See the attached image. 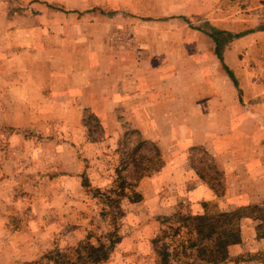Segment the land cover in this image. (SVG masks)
I'll return each instance as SVG.
<instances>
[{
	"label": "rangeland",
	"instance_id": "rangeland-1",
	"mask_svg": "<svg viewBox=\"0 0 264 264\" xmlns=\"http://www.w3.org/2000/svg\"><path fill=\"white\" fill-rule=\"evenodd\" d=\"M2 1L6 2L0 6V30L9 26L13 31L15 50H22L17 44L24 39L25 52L29 51L21 56L16 52L13 63L0 70V169L2 167L1 173L13 183L17 194L10 225L15 231L28 230L25 234L28 238L24 240L29 242L23 244L20 240L21 244L10 253L25 259L14 264H96L97 258L101 259L97 264H204L200 259L194 260L196 248L181 250L175 246L188 236L197 239L196 233L186 235L189 228L188 223L183 222L184 216L213 217L223 212H234L231 228L236 236L235 242L220 254L214 252V257L222 255L223 260L217 264L264 262V197L255 200L225 197L228 193L226 180L215 179L213 157L205 156L196 148L184 151L167 146L162 150L163 162L170 159L175 162L162 165L158 152L149 145H141L136 135L129 133L134 127L129 119H135L128 117L131 101L109 102L114 105L121 133L113 138L114 143H119L117 147L101 148L98 143L103 144L109 136L95 112L88 107L90 103L79 100L87 88L83 92L82 87L66 94L58 92L61 87L55 86V81L62 84L75 77L76 82L84 79L79 76L91 75L82 71L89 65L85 55L66 51L60 55L54 52L55 37L47 38L54 30L86 29V22L80 20L84 14L78 12L74 0ZM203 1L198 5L143 6V17L152 18V12L159 16L165 13L178 16L185 12L189 21L198 17L201 22L195 24L213 32L227 26L228 22H222L220 18L232 15L239 20L238 31L242 30V24L253 30L264 29V0ZM91 9L90 14L105 13L101 7ZM122 9L128 14L130 7ZM118 11L110 10L109 14ZM71 15L79 16L80 27L74 25ZM4 16L9 22L3 20ZM111 24L126 25V28L134 26L129 20L111 19L105 25L100 23V27H107L108 31L119 29L112 28ZM42 31L47 33L45 40L41 39ZM111 35L113 38L108 37V42L114 46L122 40L120 31H113ZM147 41L144 38V42ZM71 45L64 44L63 47ZM44 48L46 51H42ZM93 104L97 112L103 109L104 103ZM167 133L170 137V132ZM263 138L262 134L260 139ZM91 140L97 144L86 148V143ZM76 158L83 160L80 166L85 164L86 171H95L94 180L85 173L72 182L64 175L60 176L65 172L63 164ZM185 158H189L190 166L213 185L217 198L213 199L210 193L202 196V188L193 180L190 166L184 164ZM30 162H37V166L28 174H22L23 167ZM148 162L153 168L144 177L139 190L129 189L113 201L107 198L114 196L111 191L118 168H122V177L132 181L135 164L143 167ZM222 167L229 168L225 164ZM195 169L192 170L194 173ZM38 171L41 174L36 175ZM57 175L59 181H55ZM246 177L239 184H246ZM221 178H225L223 173ZM258 180L254 185L264 189V181ZM162 231H166L165 235H175L176 240L164 237ZM196 243L197 247L198 241ZM102 245L109 247L102 252L104 259L100 251ZM208 247L213 246L208 244ZM91 248L98 251L92 252ZM174 249H178L174 253L180 256L166 258L161 254L162 251L172 253ZM0 252L1 257L7 255L6 249ZM0 264L9 263L0 261Z\"/></svg>",
	"mask_w": 264,
	"mask_h": 264
},
{
	"label": "crops",
	"instance_id": "crops-1",
	"mask_svg": "<svg viewBox=\"0 0 264 264\" xmlns=\"http://www.w3.org/2000/svg\"><path fill=\"white\" fill-rule=\"evenodd\" d=\"M4 2L0 0V6H4ZM202 3L203 0H74L78 12L84 14L80 20L86 22V29L51 30L52 34L47 38L55 37L54 52L60 55L64 51L85 55L89 65L82 71L91 75L86 78L79 76L84 78L81 81L75 82V77H72L62 84L58 81L54 83L61 87L58 92L64 94L81 87L83 92L87 88L79 100L90 103L88 107L95 112L109 136L104 138L103 144L98 143L101 148L117 147L119 143H114L113 138L121 133L114 105L109 102L131 101L128 117L135 119H129L134 126L129 133L135 134L141 145H149L158 152L162 165L175 162L174 159L163 162L165 155L162 150L167 146L184 151L199 149L205 156L213 157L215 179L226 180L224 184L228 193L225 197L241 196L255 200L264 197V193H260L264 189L254 185L259 182L258 179L264 181V138L260 139L264 135V29L253 30L242 24V30L238 31L239 20L232 15L220 18L222 22H228L227 26L213 32L195 24L201 22L198 17L189 21L185 12L178 16L169 13L159 16L152 12V18L143 17V6L172 7ZM94 6L101 7L105 13L90 14ZM122 7H130L129 13ZM110 10L119 11L110 15ZM71 16L74 25L80 27L79 16ZM111 19L129 20L134 22V26L126 28V25L111 24L112 28L119 29L110 31L107 27H100V23L105 25ZM3 20L9 22L7 16ZM145 24L147 26H143ZM7 28L0 30V70L13 63L16 52L19 56L29 52H25L24 39L17 44L23 51L15 50L13 31L9 30V26ZM113 31L122 34V40L115 46L108 42V37L113 38ZM40 34L45 40L47 33L42 31ZM26 37L30 39L27 33ZM144 38L148 41L144 42ZM64 44L72 45L63 47ZM96 102L104 103L100 112L95 109L93 103ZM167 132H170V137ZM96 144L91 140L86 143V148ZM82 161L76 158L65 162V172L60 176L64 175L72 182L85 173L94 180L95 171H86L85 164L80 166ZM184 164L190 166L189 158L184 159ZM223 164L229 168L222 167ZM34 166L37 162L28 163L23 167L22 174H28ZM189 169L194 174L193 180L198 181V186L202 188V196L210 193L213 199L217 198L213 185L208 184L195 168L194 173L192 165ZM222 173L225 176L223 179ZM39 174L41 171L36 173ZM105 175L109 176V173ZM58 176L55 181H59ZM245 176L246 184H239ZM143 179L138 181L135 189L141 188ZM22 197L26 198V195L22 193ZM16 198L13 183L1 173L0 251L6 249L7 255L0 256V261L9 264L22 259V255L10 253L18 244L28 242L24 240L28 238L25 236L28 230L15 231L10 225Z\"/></svg>",
	"mask_w": 264,
	"mask_h": 264
},
{
	"label": "trees",
	"instance_id": "trees-1",
	"mask_svg": "<svg viewBox=\"0 0 264 264\" xmlns=\"http://www.w3.org/2000/svg\"><path fill=\"white\" fill-rule=\"evenodd\" d=\"M152 168L153 167H151L150 162H148L147 164H144L143 167H140L138 164H135L134 169H133V172L135 173H134L133 178L131 179L132 181L122 177L121 175L122 168L121 169L118 168L116 170L117 177L114 181L115 184L111 191L114 196L107 197V198L112 199L113 201L115 200L114 197L119 198L122 195H125V193L129 189H133V188L135 189L138 181L141 178L147 176L149 172L152 170ZM233 217H234V212H223L213 217L205 216V215H199L196 217L184 216L183 222L188 223L186 226L189 228V231L186 235H189L190 233H196L197 239L195 240L193 237L188 236L187 240L175 245L177 246L176 248H181V250H183L184 248L186 249L196 248L197 253L194 258L195 261L196 259H200L204 262V264L219 263V261L223 260L221 258L222 255L221 256L219 255L218 258L214 257L213 256L215 254L214 252L217 251L220 254L224 248H227V246L235 242L234 237L236 235L233 232V229L231 228L232 223H233L231 221L233 220ZM162 233L164 234V237H170V239L176 240L175 235H169V234L165 235L166 231H162ZM196 241H198L197 247H196V244H197ZM173 244L175 243L173 242ZM208 244L213 247L212 248L208 247ZM104 247L102 245L101 250H100L102 259L105 258L104 257L105 255L102 254L103 250L109 248V247H105V248ZM91 249H92V252H94L95 250L98 251L97 249H93V248ZM177 250L178 249L176 250L174 249L172 253L162 251L161 254L166 258L174 257L178 255L177 252L174 253V251H177ZM182 255L185 256V253H183ZM94 262L96 264L100 263L101 259L97 258Z\"/></svg>",
	"mask_w": 264,
	"mask_h": 264
}]
</instances>
